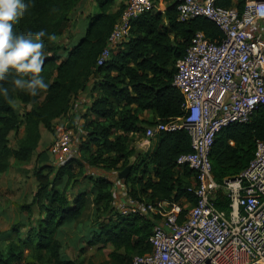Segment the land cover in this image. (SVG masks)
Here are the masks:
<instances>
[{
  "label": "trees",
  "instance_id": "16d2710c",
  "mask_svg": "<svg viewBox=\"0 0 264 264\" xmlns=\"http://www.w3.org/2000/svg\"><path fill=\"white\" fill-rule=\"evenodd\" d=\"M83 1L0 0V173L8 170L11 158L31 159L39 125L53 130L54 120L71 117L77 94L88 90L91 97L75 153L59 166L34 169L36 191L0 247V264H82L77 256L87 247L111 248L108 261L97 264H132L133 256L151 251L154 222L120 214L113 204V182L90 174V168L120 172L130 167L122 182L134 199L195 203L187 191L195 172L176 164L191 151L184 129L156 134L144 152L134 147L146 127L183 116V98L173 78L193 35L201 31L210 40H221L223 33L204 17L177 21L178 0H161L165 10L154 7L134 19L128 39L97 65L124 8L111 12L115 0H95L98 10L84 15V33L67 38L68 45L58 44ZM244 2L217 0V5H235L241 12ZM21 124L25 137L13 148L9 136ZM259 140H264V105L249 122L217 134L209 156L215 181L220 184L244 170ZM75 186L84 188L73 191ZM214 204L228 210L221 189Z\"/></svg>",
  "mask_w": 264,
  "mask_h": 264
},
{
  "label": "built area",
  "instance_id": "2783aa9c",
  "mask_svg": "<svg viewBox=\"0 0 264 264\" xmlns=\"http://www.w3.org/2000/svg\"><path fill=\"white\" fill-rule=\"evenodd\" d=\"M154 7L153 0H127L96 64H104L111 50L128 39L131 22ZM176 10L179 22L195 17L213 21L223 38L210 40L201 31L193 35L173 78L183 98V116L146 127L137 141L147 149L160 132L186 131L191 151L181 154L176 164L195 172L187 188L194 205L185 198L134 199L123 182L119 185L117 172H87L113 182V204L120 214H139L154 222L151 251L133 256L132 264H264V140L256 142L246 168L220 184L209 157L222 129L249 122L264 105V35L255 31L264 25V0H245L241 12L217 5V0H178ZM72 146V131L64 128L50 145L55 166L74 154ZM219 189L229 201L228 210L214 204Z\"/></svg>",
  "mask_w": 264,
  "mask_h": 264
},
{
  "label": "rangeland",
  "instance_id": "374dc122",
  "mask_svg": "<svg viewBox=\"0 0 264 264\" xmlns=\"http://www.w3.org/2000/svg\"><path fill=\"white\" fill-rule=\"evenodd\" d=\"M91 4V2H89ZM83 4L77 9L74 19H71L64 27L62 35L56 39L58 44L68 45L67 38L79 36L78 31L81 30L82 35L86 28V21H84V13H88L91 10L90 4ZM155 7L163 12L165 10L164 3L159 0ZM90 8V9H89ZM98 8H94L91 11H97ZM15 107L19 113H23L24 108L19 103H15ZM86 105L84 106V108ZM82 109V108H81ZM79 109V119L75 120V116L71 114L70 118H58L54 120L53 130L46 129L43 125H39L40 138L37 148L28 162H17L13 158L10 159V165L8 170L0 173V211H5L6 215L10 216L12 222H16L18 219L25 216L21 206L31 201V198L36 191L37 182L34 177V169L44 164H54L53 157L50 153V145L56 135L65 129L72 131L73 152L78 146L79 136L83 134L82 125L84 122L83 111ZM81 110V111H80ZM76 121V122H75ZM70 124H74L75 128L69 127ZM78 131V132H77ZM25 137L24 125H20L16 132H13L9 136V145L15 148L18 142ZM155 142V139L152 140ZM135 150L144 152L145 149H141L137 142H135ZM77 170V169H76ZM103 171V170H102ZM81 179V178H80ZM83 189L84 186H75ZM90 212V209L87 210ZM35 213V210L34 212ZM111 248L107 247L101 250L96 248H86L83 255L77 256L78 261H82V264L88 263H100L108 261L109 252Z\"/></svg>",
  "mask_w": 264,
  "mask_h": 264
},
{
  "label": "crops",
  "instance_id": "0c3cea01",
  "mask_svg": "<svg viewBox=\"0 0 264 264\" xmlns=\"http://www.w3.org/2000/svg\"><path fill=\"white\" fill-rule=\"evenodd\" d=\"M91 2V4L89 3ZM90 4L91 6V10L96 8V3H95V0H84L83 1V4ZM127 3V0H115L114 3L111 5L110 7V11L111 12H115L117 10H120L121 8L123 9L125 7ZM82 4V5H83ZM233 7H236L235 5H233ZM237 8V7H236ZM90 9V8H89ZM87 14V13H84V15ZM82 30V29H81ZM81 30L78 31V34L80 35L81 34ZM255 31L257 32L258 35H264V25H258L255 27ZM90 100H91V97H90V94H89V91L86 90L84 92H80L79 94L76 95L74 101H73V108H72V115L75 116V120H78L79 117H80V113H79V109H81L83 111V109H85V111H83V116L84 114L87 112L86 110V107L84 108L85 105H89L90 103ZM80 110V111H81ZM82 116V117H83ZM76 122V121H75ZM78 132V131H77ZM137 144L139 145V142L136 141ZM139 147L141 149H145L146 147H142L139 145ZM99 173H104V171H102L101 169H99ZM106 173V172H105ZM108 175H111V174H114L116 173L115 171H110V172H107ZM119 173V172H117ZM121 179H119L120 181ZM194 182V179H192V182L191 184ZM119 185H123L122 184V180L119 182ZM118 192H120V190H118ZM118 192L116 193V195H118ZM184 199V198H183ZM186 204V203H185ZM189 205V203H187ZM12 219L10 216L6 215L5 211H0V247L4 245V242L5 240H7L8 236L10 235L9 231H10V227L12 225Z\"/></svg>",
  "mask_w": 264,
  "mask_h": 264
},
{
  "label": "water",
  "instance_id": "95a60500",
  "mask_svg": "<svg viewBox=\"0 0 264 264\" xmlns=\"http://www.w3.org/2000/svg\"><path fill=\"white\" fill-rule=\"evenodd\" d=\"M130 167H126L122 171L118 173V178L121 179L122 181L125 180L129 174Z\"/></svg>",
  "mask_w": 264,
  "mask_h": 264
}]
</instances>
